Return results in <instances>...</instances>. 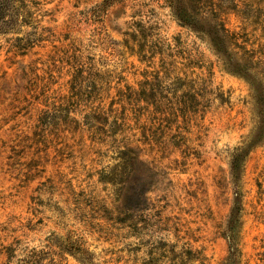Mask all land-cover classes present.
Segmentation results:
<instances>
[{
	"label": "rangeland",
	"instance_id": "obj_1",
	"mask_svg": "<svg viewBox=\"0 0 264 264\" xmlns=\"http://www.w3.org/2000/svg\"><path fill=\"white\" fill-rule=\"evenodd\" d=\"M0 264H264V0H0Z\"/></svg>",
	"mask_w": 264,
	"mask_h": 264
}]
</instances>
